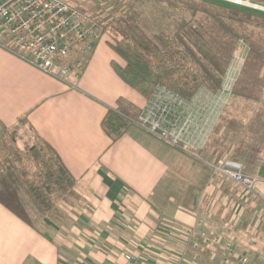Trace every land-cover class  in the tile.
<instances>
[{
  "label": "crops",
  "instance_id": "crops-1",
  "mask_svg": "<svg viewBox=\"0 0 264 264\" xmlns=\"http://www.w3.org/2000/svg\"><path fill=\"white\" fill-rule=\"evenodd\" d=\"M109 42L77 45L62 64L80 63L79 76L63 82L0 34V124L26 118L76 180L39 227L0 204V264H124L126 254L139 264H264V162L247 198L211 170L206 150L191 156L136 126L110 138L102 122L117 100L147 99L117 75L112 62H125Z\"/></svg>",
  "mask_w": 264,
  "mask_h": 264
},
{
  "label": "trees",
  "instance_id": "trees-1",
  "mask_svg": "<svg viewBox=\"0 0 264 264\" xmlns=\"http://www.w3.org/2000/svg\"><path fill=\"white\" fill-rule=\"evenodd\" d=\"M176 1L194 13L207 15L219 34L202 36L187 30L186 23L175 31H159L152 35L133 22H127L124 28L100 23L103 32H108L114 41L109 44L125 62L124 67L112 62L113 69L146 99L160 85L186 99L193 98L201 88L211 93L219 92L235 49L244 38L236 25L252 17L251 12L242 13L245 18H241L239 11L221 8L229 11L227 14L201 7L192 0ZM139 113L132 102L119 98L116 110L110 109L103 119L102 128L110 138L117 140L132 126L121 114L137 118ZM20 124L27 126L34 135L24 148L17 144L16 127L0 124V204L36 227L41 219L56 215L60 203L74 192L76 180L57 152L31 128L26 118L21 119ZM215 129L206 146L212 160L218 159L214 156L219 151L218 148L209 150ZM256 154L222 158L238 160L244 165V171L251 174L264 162Z\"/></svg>",
  "mask_w": 264,
  "mask_h": 264
},
{
  "label": "built area",
  "instance_id": "built-area-1",
  "mask_svg": "<svg viewBox=\"0 0 264 264\" xmlns=\"http://www.w3.org/2000/svg\"><path fill=\"white\" fill-rule=\"evenodd\" d=\"M219 1L264 12V5L251 0ZM0 34L13 42L17 53L26 61L63 82L70 73L78 77L82 68L80 63L76 66L62 64L75 47L82 45L85 52H90L106 36L100 23L64 0H0ZM234 76L229 69L218 93L200 89L191 99L160 85L145 106L139 108L137 118L121 116L167 145L198 157L220 117L224 96L231 93ZM207 164L215 174L240 186L245 197L257 196L260 179L246 173L238 160L219 158ZM192 236L193 232L188 234ZM124 258V264H139L134 255L126 254Z\"/></svg>",
  "mask_w": 264,
  "mask_h": 264
},
{
  "label": "rangeland",
  "instance_id": "rangeland-1",
  "mask_svg": "<svg viewBox=\"0 0 264 264\" xmlns=\"http://www.w3.org/2000/svg\"><path fill=\"white\" fill-rule=\"evenodd\" d=\"M64 1L77 7L98 23L112 24L116 27L124 28L127 22H133L143 27L150 35L159 31H175L185 23L187 30L199 33L202 36L213 33L219 34L217 27L207 15L194 13L176 0ZM192 1L212 11H221L227 14L229 11L221 8L239 11L241 18H245L242 13L251 12L252 17L249 21L244 20L243 23L236 25L244 38L238 43L228 68V71L230 69L235 75L231 81L232 86L229 89L231 93L224 96L225 99L222 102L224 105L220 109V117L209 144L210 148H208L209 150L212 148L219 149L214 159L225 157V155L241 156L250 153L255 155L257 153L256 156L263 160L264 14L260 13L262 11H253L219 0ZM251 2L264 5V0H251ZM106 35L113 41L108 32H106ZM257 54H259L258 58ZM235 84L236 87H234ZM16 129L19 133L17 144L19 147L24 148L28 141H32L34 135L23 124L17 126ZM200 153L204 155V152ZM210 156V161H213L212 155ZM42 220L37 223V227L41 225L40 222Z\"/></svg>",
  "mask_w": 264,
  "mask_h": 264
}]
</instances>
